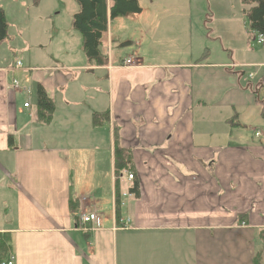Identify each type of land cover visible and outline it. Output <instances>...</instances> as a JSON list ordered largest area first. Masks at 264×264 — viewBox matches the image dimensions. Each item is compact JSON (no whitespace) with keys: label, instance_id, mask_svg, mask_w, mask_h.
<instances>
[{"label":"crops","instance_id":"1","mask_svg":"<svg viewBox=\"0 0 264 264\" xmlns=\"http://www.w3.org/2000/svg\"><path fill=\"white\" fill-rule=\"evenodd\" d=\"M28 1L0 5V238L13 264H252L264 253V135L246 139L234 119L260 103L241 78L264 58L234 63L194 42L208 0L108 11L93 59L75 0ZM116 148L130 172L116 175ZM84 214L96 217L87 231Z\"/></svg>","mask_w":264,"mask_h":264},{"label":"rangeland","instance_id":"2","mask_svg":"<svg viewBox=\"0 0 264 264\" xmlns=\"http://www.w3.org/2000/svg\"><path fill=\"white\" fill-rule=\"evenodd\" d=\"M242 3V0H208V2H204L203 13H201L198 22L200 29L198 28L197 32L195 29L193 31L194 42L201 38L202 43L213 54L218 53L223 46L229 52L226 55L230 56L232 53L231 60L234 63L257 61L264 58V44H259V35L251 33ZM6 4H9V0H0V5L5 6ZM28 4H32V1H28ZM76 35L79 41L76 44L77 49L83 53L80 36L78 33ZM261 37L264 40V36ZM243 71L245 77L243 75L241 79L244 88L246 89L247 85L251 84L252 94L256 90H260L258 99L260 103L256 104L255 108L249 107V109L242 110L239 119H234V123L239 125V129L246 139L254 140V133L259 131L264 135V90L261 88L264 85V81L262 82L264 70L261 73L253 68ZM234 72H238V76L241 73L240 70Z\"/></svg>","mask_w":264,"mask_h":264},{"label":"trees","instance_id":"3","mask_svg":"<svg viewBox=\"0 0 264 264\" xmlns=\"http://www.w3.org/2000/svg\"><path fill=\"white\" fill-rule=\"evenodd\" d=\"M108 1L111 4L110 8H108ZM75 2L79 7V12L73 18V28L80 33L83 49L90 59L99 56L100 41L107 28L108 11L111 19L136 15L141 12L136 0H75ZM243 4L249 7L245 11V15L251 33L264 36V0H244ZM6 29V21L0 10V42L6 38ZM262 88L264 89V85ZM37 106L40 110V117L48 121V115L47 118L45 115L46 113L50 114L52 103L42 90H39L37 94ZM8 142H11V139H8ZM122 152L116 148V166L121 165L120 169L116 168V175L131 170L129 156ZM137 190L138 184L134 182L131 192L137 194ZM9 258L8 242L4 238H0V264L6 263ZM252 264H264L262 251L255 255Z\"/></svg>","mask_w":264,"mask_h":264},{"label":"built area","instance_id":"4","mask_svg":"<svg viewBox=\"0 0 264 264\" xmlns=\"http://www.w3.org/2000/svg\"><path fill=\"white\" fill-rule=\"evenodd\" d=\"M259 44H264V40L262 39L261 36H259ZM125 64H126V65H131V61L128 60V61H126ZM17 65L19 66V63H18ZM17 86H18L17 83L14 82V87L17 88ZM24 108H28V104H25V105H24ZM259 135H260L259 133L256 134V136H259ZM127 179H128V180H132V179H133V176H132V175H128V176H127ZM95 220H96V217H95L94 214H84V215H81V216L79 217V223H80V226H81L82 230H83V231H87V228H86V227H87L89 224L93 223ZM13 261H14V259H13V257L11 256V257L8 259V261H7L6 263H3V264H13Z\"/></svg>","mask_w":264,"mask_h":264}]
</instances>
